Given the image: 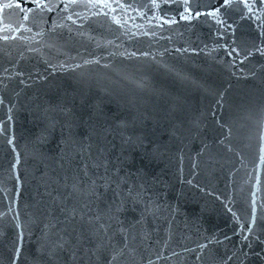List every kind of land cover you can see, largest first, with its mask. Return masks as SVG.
Returning <instances> with one entry per match:
<instances>
[{"label": "water", "instance_id": "water-1", "mask_svg": "<svg viewBox=\"0 0 264 264\" xmlns=\"http://www.w3.org/2000/svg\"><path fill=\"white\" fill-rule=\"evenodd\" d=\"M0 264H264V0H0Z\"/></svg>", "mask_w": 264, "mask_h": 264}, {"label": "snow or ice", "instance_id": "snow-or-ice-1", "mask_svg": "<svg viewBox=\"0 0 264 264\" xmlns=\"http://www.w3.org/2000/svg\"><path fill=\"white\" fill-rule=\"evenodd\" d=\"M225 4H226V5L228 4V0H225Z\"/></svg>", "mask_w": 264, "mask_h": 264}]
</instances>
